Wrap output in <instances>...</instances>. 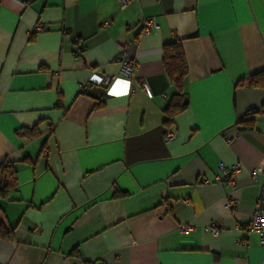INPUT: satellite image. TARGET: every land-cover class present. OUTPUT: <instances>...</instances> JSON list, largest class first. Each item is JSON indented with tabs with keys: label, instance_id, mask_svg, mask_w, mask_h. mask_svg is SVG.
Returning <instances> with one entry per match:
<instances>
[{
	"label": "crops",
	"instance_id": "crops-1",
	"mask_svg": "<svg viewBox=\"0 0 264 264\" xmlns=\"http://www.w3.org/2000/svg\"><path fill=\"white\" fill-rule=\"evenodd\" d=\"M143 17L159 27L141 34ZM177 39L189 107L168 125L163 47ZM261 70L264 0H0V163L17 170L0 199L14 229L0 264H264L247 230L264 89L238 86ZM221 162L240 164L235 188Z\"/></svg>",
	"mask_w": 264,
	"mask_h": 264
},
{
	"label": "trees",
	"instance_id": "trees-1",
	"mask_svg": "<svg viewBox=\"0 0 264 264\" xmlns=\"http://www.w3.org/2000/svg\"><path fill=\"white\" fill-rule=\"evenodd\" d=\"M163 52L164 67L170 78L171 85L175 89L169 104L164 110L167 117L166 123L172 125L174 119L189 107V99L184 90V84L189 73V68L181 39L166 43L163 47ZM239 85H246L247 87L255 89H264V70L252 73L240 79L238 82V86ZM262 107L264 109V103ZM258 111V109H255L252 113ZM27 134L35 136L38 132L36 131V128H33L30 131L28 130ZM16 174L17 170L14 162L3 160L0 163V199L6 197L9 187L15 182ZM0 238H14L13 227L8 226L2 220H0Z\"/></svg>",
	"mask_w": 264,
	"mask_h": 264
},
{
	"label": "built area",
	"instance_id": "built-area-1",
	"mask_svg": "<svg viewBox=\"0 0 264 264\" xmlns=\"http://www.w3.org/2000/svg\"><path fill=\"white\" fill-rule=\"evenodd\" d=\"M26 2L29 0H25ZM134 0H119L120 3V9L124 10L127 7L131 6L132 2ZM140 33L141 34H147L150 33L152 30H155L159 27L158 23L155 21L154 18H146L143 17L140 20ZM37 29H40L39 27ZM78 41V39H75ZM119 60L122 63V72L132 77L134 74L135 69V62L128 58L127 56V49L121 48L119 53ZM111 82L110 77H101L99 80L100 84L108 85ZM142 86L144 90L147 92V94L152 97V91L150 89V86L147 82H143ZM236 133H227L225 134V139L227 142H231L232 139ZM176 133L174 129H168L166 132L165 140L166 142H171L175 140ZM240 171V164L234 163V164H227L225 162H221L218 166V175L217 178L219 181H222L228 185H230L232 188L236 187V178L237 174ZM250 174L254 179L260 180V193L252 214V217L250 219V222L247 226V230L251 233H255L259 237V243L261 246L264 247V163L259 166H255L251 168ZM238 204V199L233 196V194L227 195V202L226 207L230 210L234 211L236 206ZM182 229L188 230L187 226H182ZM210 231L214 236H217L219 234V227L216 224H212L210 226ZM237 241L241 242V239H238Z\"/></svg>",
	"mask_w": 264,
	"mask_h": 264
},
{
	"label": "water",
	"instance_id": "water-1",
	"mask_svg": "<svg viewBox=\"0 0 264 264\" xmlns=\"http://www.w3.org/2000/svg\"><path fill=\"white\" fill-rule=\"evenodd\" d=\"M239 129H241V128H239Z\"/></svg>",
	"mask_w": 264,
	"mask_h": 264
}]
</instances>
